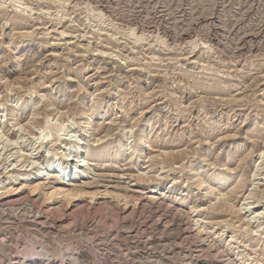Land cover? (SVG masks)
Segmentation results:
<instances>
[{
	"label": "rangeland",
	"instance_id": "rangeland-1",
	"mask_svg": "<svg viewBox=\"0 0 264 264\" xmlns=\"http://www.w3.org/2000/svg\"><path fill=\"white\" fill-rule=\"evenodd\" d=\"M0 80V125L16 103L24 121L38 114L0 145V264H264V0H0ZM91 101L108 134L96 149L112 154L82 190L111 196L29 197L35 182L21 188L18 171L60 163L67 142H40L75 140ZM145 123L148 144L180 151L175 161L147 163L134 147L130 161L116 157ZM227 168L216 189L234 208L212 213L219 193L201 201L197 181L217 185ZM10 175L22 191L4 198ZM199 226L214 233L205 243Z\"/></svg>",
	"mask_w": 264,
	"mask_h": 264
},
{
	"label": "bare ground",
	"instance_id": "bare-ground-1",
	"mask_svg": "<svg viewBox=\"0 0 264 264\" xmlns=\"http://www.w3.org/2000/svg\"><path fill=\"white\" fill-rule=\"evenodd\" d=\"M3 83H5V82H3ZM7 86H10V85H7ZM93 95H95V94H90L89 97H92ZM44 97L45 96L43 95V98ZM91 99L94 100L93 97ZM50 104L51 103H49V105ZM96 105H97V101H93V102L91 101V105L87 109H84L83 111H81V113L79 112L80 113V117L79 118L81 120H83V122H79V124H78V128H79L80 134H79L78 137H76L75 140L71 141L70 139H67V140L66 139H61L58 136H55V138H52L51 140H47L46 142H44L45 139H43L40 142V146H42L44 143H46V145L50 146L49 149H51L52 147L60 145L59 143L67 142V144H66V145H68L67 153L66 152H64V153L62 152L63 154L59 153V154H61L59 160H62L60 163L52 164V163L46 162V159L44 158L43 163L41 164L42 166L34 167L33 166L34 163L30 161L31 164H28L27 167L23 171H20V170L18 171V173L19 172H23V174H21V178L23 180L22 183H20L21 184V188H24V186H25V185L22 186V184H24L23 182H25V183H26V181L28 183L30 181L35 182L34 184L32 183L30 185L27 184L28 186L26 185L27 187H29V190L31 192L29 197H33V196L39 195L40 192H43L44 202L46 204H50V203H53L54 201L56 202V200H60V202H58V203H61V200H62V202H65V203L69 202L70 203V201L74 202V201H77V200H79L81 198L84 199L85 196H87L86 198H89V200L106 199V198L111 196V193L108 192V190L107 191L105 190L102 193H99V192H96V193H94V192H86L85 190H84L85 192H83V190H82V188H84V187H86L88 185L87 181H88V179H90L89 177L91 175H93L94 171L96 170L94 168L96 166H98V163L96 164V162H98L100 160L101 155H104L106 153L108 155L112 154V152L111 153L109 152L110 149L108 150L106 148L107 146L104 147V148L102 147L100 149H96V147L99 148V146L102 145V143H101L102 139L104 140L105 138L108 137V134H105V135L101 136L102 133H103L102 132L103 130H101L102 128H100V127H102L103 123H99V122L95 123L94 122V121H96V120H94V118L96 117V116H94V114H95L96 110L98 109ZM179 106H181V105H179ZM11 108H13V109H11L10 112H9V116H10L9 124L8 125L7 124L6 125H4V124L0 125V145L3 146L2 149L3 148L7 149L11 144L14 143V142L12 143V140L8 138L9 127H13L14 129L17 128L16 129L17 132L18 131L21 132L22 130L24 131L25 129H29L30 126L32 124H34V121L37 118L36 116L38 115L36 112H31L30 118L27 119L26 121H24L25 119L22 116L18 117V113L22 109V106L18 105V103H16V105L14 107H11ZM53 111H54V109H53ZM58 113H60V112L57 111L55 114L57 115ZM50 115H52V111H51ZM49 117L50 116L48 114V116H46L47 120H49L48 119ZM45 122H46V120H45ZM134 122L135 121H133V124L130 123L131 127L129 126L130 128L128 129L127 133L131 132V130L135 126ZM46 124H48V121L46 122ZM147 125L149 126V123L148 124L145 123L143 125V128L138 129L133 134V136L129 138L130 140H131V138L133 140H131V142L128 145H124L123 144V145H121L120 147H118L116 149L117 150L116 151L117 152L116 157L120 158V159L125 158L127 161H130L132 159V157H133V154L131 152L133 151V147H134V149H137V151H138V153H139L141 158H143L144 160H146V159L148 160L147 163L148 162H153L154 163L155 161H157V159H159V157H164V156L166 157V159H168V161H170V160H172V161L174 160L175 161L177 159V156L181 153L180 151L179 152L175 151V152L167 154V153H164V152H160L157 149L154 151L153 150V146L148 144V133H147V129H146ZM43 130H45V129H43ZM27 132H29V131H27ZM86 138H89V141L91 140V142H92L91 144H93L92 145V150L87 151L85 149V147H84L85 146V142L84 141L86 140ZM132 142H134L133 146H131ZM93 148H95V149H93ZM63 151H65V150H63ZM113 153H114V151H113ZM260 153L261 154L264 153V149ZM228 157H229V155H227V158ZM17 158H19V157H16L15 160H17ZM237 161L242 162V159H239ZM26 162H27V160H26ZM44 162H46V164H44ZM15 163L17 164L18 161H16ZM16 166L18 167L19 165H16ZM227 170H228V168H227ZM73 172L78 177V183H80L79 185L72 184L73 181H71L70 178H71ZM227 172L228 173H222L219 176H217L218 178L215 181L217 183V185H212V184L208 185V181H209L210 176L208 178H204V179L203 178H201V179L199 178L198 181H197V190H198V192L204 191L203 194L201 195L203 197L201 201H205V200L208 201L212 196H215L216 194L219 193L218 195H216L219 198L218 199L214 198L215 200H217L216 202L211 203L210 202L211 200L209 201V206H208L207 210H211L212 213H217V214H222V213H227V212L229 213L230 210H233V208H234V206L232 204L233 198L230 199V197H228V195L229 196L232 195V192L229 191V193L222 194L219 189H216V188H218L217 186H219L220 184H224L225 181L229 178V174H230L229 170ZM230 172H231V170H230ZM68 173H69V176L67 175ZM257 175H260V174H256V176ZM93 176H96V175H93ZM140 176L143 177L145 175H144V173H141ZM146 176H148V175H146ZM18 177H20V176H18ZM16 179H17L16 177H13L12 175H10L8 177V180H9L8 185H10V187H11L13 184H16ZM49 179H52L53 181H56V182H53V181L52 182H48V181H50ZM153 179H155V177L152 178V180ZM46 180H48V181L46 182ZM261 180H264V179H261ZM66 181H69V183H66ZM239 182H238V184H240ZM216 183H214V184H216ZM21 188H19V190H17V191H16V189L13 190L12 187L8 188V189L5 188V192L4 193L2 192V194L5 195L4 198H9L10 196H16V195H19ZM171 190H172V188L170 187L167 190V193L171 192ZM99 195H101V196H99ZM120 196L114 194V197L116 199L117 198H122L120 201H127L125 196H121V197ZM162 196L165 197L166 195H162ZM252 196H253V189L250 190L248 195H247V197H245V199H243L244 203L241 205L242 208L241 209L239 208V210L238 211L236 210V212L242 213V211H244L245 213H247L248 210H249V209H247L249 207L248 206L249 204H247L246 202L249 199H251ZM123 203H125V202H123ZM125 204H127V203H125ZM62 205H65V204L63 203ZM57 207L58 208H56V212L58 210L60 211L59 208H61L62 206H60V207L57 206ZM61 209H63V208H61ZM191 210H193V213L196 211L195 207H192ZM197 212H199V211H197ZM194 222H196V224H197V221H194ZM249 223H250V220L247 221L246 225H249ZM197 230H199L198 231V235L200 234L198 240H201L198 243L207 242L206 240L208 239V236H207L206 239H204V235H209V234L214 235V233H211V231L207 232L208 228L205 227V226H199L197 228ZM202 232H204V233H202ZM233 239L234 238H231V241L228 243L227 246H229L230 244H234L232 242ZM233 241L235 242V240H233Z\"/></svg>",
	"mask_w": 264,
	"mask_h": 264
}]
</instances>
